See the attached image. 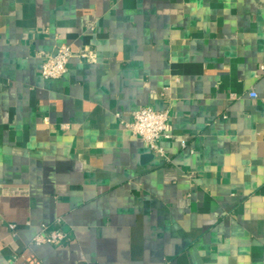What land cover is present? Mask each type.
<instances>
[{
  "label": "crops",
  "instance_id": "obj_1",
  "mask_svg": "<svg viewBox=\"0 0 264 264\" xmlns=\"http://www.w3.org/2000/svg\"><path fill=\"white\" fill-rule=\"evenodd\" d=\"M0 264H264V0H0Z\"/></svg>",
  "mask_w": 264,
  "mask_h": 264
},
{
  "label": "built area",
  "instance_id": "obj_2",
  "mask_svg": "<svg viewBox=\"0 0 264 264\" xmlns=\"http://www.w3.org/2000/svg\"><path fill=\"white\" fill-rule=\"evenodd\" d=\"M73 53L67 43H61L57 46L55 52L42 51L39 53L41 58V75L44 78H59L69 70V61ZM82 57H88L89 53L83 51ZM249 95L257 97V93L251 90ZM170 113L168 109L157 110L150 105H145L137 109L131 120L122 119V124L130 129L134 134L140 136L151 149L163 155V149L159 146L158 140L163 136H169L167 133ZM185 146V143H183ZM11 230L15 229V224L11 223ZM68 234L61 226V219H56L55 225L43 224L39 232L33 237L32 242L36 244L64 243L68 239Z\"/></svg>",
  "mask_w": 264,
  "mask_h": 264
}]
</instances>
